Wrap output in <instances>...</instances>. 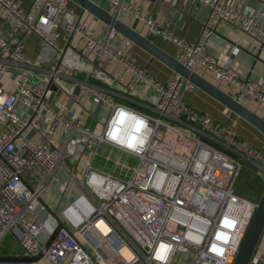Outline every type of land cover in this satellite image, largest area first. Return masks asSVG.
<instances>
[{
  "label": "built area",
  "instance_id": "2783aa9c",
  "mask_svg": "<svg viewBox=\"0 0 264 264\" xmlns=\"http://www.w3.org/2000/svg\"><path fill=\"white\" fill-rule=\"evenodd\" d=\"M107 1L120 17L125 13L149 33L176 43L178 61L190 70L212 73L241 103L257 100L264 105V84L242 78L237 65L211 55L207 47L221 23L264 44V16L236 0H190L209 9L201 36L191 43L161 29L140 5ZM71 3L33 0L26 10L20 0H0V244L14 234L24 255H42L28 264H234L258 207L236 191L237 183L247 163L264 173V150L192 106L189 96L199 88L189 79L175 73L163 82L137 62L129 40L115 29L92 33ZM31 34L53 50L50 68L26 53ZM75 36L82 55L116 62L119 70L98 72L95 77L103 84L80 79L78 63L66 59ZM9 71L16 72L14 91L1 82ZM52 83L79 105L91 96L94 105L107 110L103 132L97 134L76 116L66 115L65 103L54 105L58 92ZM140 84L156 93L153 106L133 98ZM115 93L150 112L118 102ZM29 128L38 132L39 142L25 137ZM75 132L81 133L77 140ZM103 144L137 159L130 176L94 165ZM75 145L92 156L81 174L66 164ZM60 170L79 192L56 211L68 230L61 229L47 247L58 222L42 200Z\"/></svg>",
  "mask_w": 264,
  "mask_h": 264
},
{
  "label": "crops",
  "instance_id": "0c3cea01",
  "mask_svg": "<svg viewBox=\"0 0 264 264\" xmlns=\"http://www.w3.org/2000/svg\"><path fill=\"white\" fill-rule=\"evenodd\" d=\"M24 9H29L33 0H20ZM95 3L100 4L105 9L113 12L111 4L107 0H93ZM124 3L130 5H140L143 9L150 11L151 15L159 25L161 29L166 30L172 35L184 39L188 42H197L203 31V26L208 18V7L201 4H193L190 0H123ZM241 6L247 9V11L253 13L258 17L264 16V3L259 0H236ZM71 7L80 16L82 9L79 5L72 1ZM127 24L133 26L135 19L127 14H123L120 17ZM82 23L92 32L101 34L104 33L109 27L99 18L95 17L89 12H85L81 19ZM138 29L151 41L156 43L168 54L177 58L178 46L176 43L164 39L161 36H155L149 33L141 23L138 22ZM130 53L134 56L140 65H143L149 69L150 72L155 74L159 80L167 82L172 76L175 75V71L165 65L160 60L154 58L145 50L139 46L130 42L127 44ZM208 52L228 62L230 65H237L240 76L244 79L251 80L257 83L264 84V44H261L257 39L251 37L247 33L243 32L238 27L230 23L219 24L214 34L208 41ZM235 48H237L235 50ZM81 44L79 36H75L72 40L71 47L67 50L66 59L78 63L80 73L78 77L82 80H89L92 82L103 84L99 81L95 75L105 70L106 72L115 73L119 70V66L116 62L108 60H97L86 57L80 53ZM25 51L28 56L45 68H50L53 64V50L50 48L42 47L40 38L36 34H31L26 37ZM12 74L16 76V72L9 71L6 75ZM209 81L221 87L225 92L231 94V92L221 85L213 76L212 73L203 74ZM2 78V83L7 87L9 91H14V83L9 82L8 79ZM66 84L69 88L74 90L75 93H79V87L74 84V81L66 78ZM114 92H119L118 88H113ZM118 102L126 105L134 106L135 108L149 111V106H153L156 102L157 95L145 84H140L133 95V98L146 104L148 107L136 104L118 93L113 94ZM65 103L69 107L66 115H74L82 122V126L97 134H101L104 130L105 122L109 116V112L102 109L98 105L92 103V98L89 96L85 103L82 105L77 104L67 94L56 96L53 98V104L55 102ZM189 101L192 106L200 111L210 113L215 120L225 125L235 128L239 134L246 139H249L253 144L264 150V135L256 129L253 125L233 114L226 106L218 102L216 99L199 89L195 95L189 96ZM250 109L257 112L264 118V105L257 100H249L243 102ZM21 110H25L23 106H20ZM37 120H41L37 117ZM44 126H48L45 122L41 121ZM81 135L79 132L73 134L74 140ZM25 137L34 142H39L40 137L36 130L29 128L25 131ZM60 140L64 141V136L60 132ZM108 148H115L109 144H103L99 148L98 155L104 153V150ZM128 154V153H127ZM96 155V156H98ZM131 155V154H129ZM133 156V155H131ZM89 152L84 153V148L81 145H75L74 152L68 153L66 156V164L69 168L73 169L77 174H81L84 171V164L91 159ZM95 159H93L94 161ZM95 165V163H94ZM136 165V164H135ZM135 165H130L128 162H122L121 166L124 170L131 174L132 168ZM97 168L105 170L102 166L96 164ZM108 171V170H105ZM110 172V171H109ZM130 176V175H129ZM66 187V190L63 189ZM79 192L78 186L70 179V176L64 171L58 172L57 178L49 185L46 195L44 197L45 202L55 211L60 212L61 209L67 205L68 202ZM0 255H17L21 256L24 253L21 252H0ZM0 264H28V263H0ZM252 264H264V236L261 243L255 253Z\"/></svg>",
  "mask_w": 264,
  "mask_h": 264
},
{
  "label": "water",
  "instance_id": "95a60500",
  "mask_svg": "<svg viewBox=\"0 0 264 264\" xmlns=\"http://www.w3.org/2000/svg\"><path fill=\"white\" fill-rule=\"evenodd\" d=\"M79 5L82 9L80 19L85 12H89L95 17L103 21L109 28L115 29L122 36L128 39L130 42L139 46L141 49L148 52L154 58L160 60L165 65L170 67L176 73L189 79L199 89L216 99L218 102L226 106L233 114L238 115L256 129H258L264 135V118L257 112L250 109L244 103L239 102L229 93L225 92L221 87L209 81L204 75L190 70L187 66L178 61L177 58L168 54L164 49L158 46L156 43L147 38L137 27L138 21H135L133 26L123 21L117 12H111L105 9L93 0H72ZM51 89L57 91V96L62 95V90L59 89L54 83L51 84ZM43 205L53 215L58 222V226L53 232L52 236L48 240L46 246L49 247L56 239L61 229L68 230L65 223L59 217L58 213L53 210L45 200H42ZM264 234V191L261 199L258 203L255 215L252 219L247 234L243 240L234 264H252L255 253L261 243ZM42 255L30 257L26 255H0V263H32L40 260Z\"/></svg>",
  "mask_w": 264,
  "mask_h": 264
},
{
  "label": "rangeland",
  "instance_id": "374dc122",
  "mask_svg": "<svg viewBox=\"0 0 264 264\" xmlns=\"http://www.w3.org/2000/svg\"><path fill=\"white\" fill-rule=\"evenodd\" d=\"M3 78L12 82L14 80V75L8 74ZM122 162H128L130 165H135L137 163V159L115 147L104 150V153L96 156L94 160L95 165L98 164L105 170H108L120 177H128L130 173L122 168ZM236 191L239 194L259 203L264 191V173L258 171L255 167L250 166L247 163L246 168L242 171L238 180ZM2 251L11 253L22 251L25 254L14 234H8L3 239L0 244V252Z\"/></svg>",
  "mask_w": 264,
  "mask_h": 264
},
{
  "label": "bare ground",
  "instance_id": "6f19581e",
  "mask_svg": "<svg viewBox=\"0 0 264 264\" xmlns=\"http://www.w3.org/2000/svg\"><path fill=\"white\" fill-rule=\"evenodd\" d=\"M123 253L129 260L132 259V255L128 249H123Z\"/></svg>",
  "mask_w": 264,
  "mask_h": 264
}]
</instances>
